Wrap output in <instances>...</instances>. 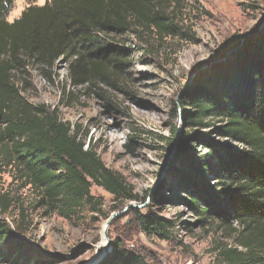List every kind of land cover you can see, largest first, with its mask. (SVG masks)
I'll return each mask as SVG.
<instances>
[{"label": "trees", "instance_id": "16d2710c", "mask_svg": "<svg viewBox=\"0 0 264 264\" xmlns=\"http://www.w3.org/2000/svg\"><path fill=\"white\" fill-rule=\"evenodd\" d=\"M14 1L0 0V166L12 168L24 187L38 192L45 208L65 220L78 217L86 207L100 212L101 200L91 195L92 186L115 201H137L94 145L86 144L57 111L29 103L18 83L27 85L21 79L28 69L51 81V70L62 59L75 87L115 88L130 57L127 38L149 46L152 39L187 34L179 21L183 1L49 0L27 7L9 23ZM226 53L222 64L196 77L193 90L180 97L185 140L175 127L164 140L182 169L171 170L177 177L175 192L185 196L176 200L190 208L203 228L218 222L232 241L220 243V264H264V26H256ZM207 128L239 148L214 139L207 142L200 132ZM195 142L206 145L207 153L199 154ZM160 202L156 195L147 207ZM12 205L11 197L0 194V218ZM127 212L145 234L167 239L175 232L166 218L141 215L132 207ZM20 216L14 228L0 219V264H28L25 254L31 245L24 238L23 211ZM101 264L148 263L116 242Z\"/></svg>", "mask_w": 264, "mask_h": 264}, {"label": "rangeland", "instance_id": "374dc122", "mask_svg": "<svg viewBox=\"0 0 264 264\" xmlns=\"http://www.w3.org/2000/svg\"><path fill=\"white\" fill-rule=\"evenodd\" d=\"M182 1L179 21L187 34L152 39L149 46L136 45L133 38H127L130 57L121 66L115 88L104 84H99L98 90L88 85L75 87L67 78V64L62 59L52 68L51 81L28 69L21 79H26L27 85L18 83L29 103L57 111L79 137L86 138V144L94 145L105 166L120 174L137 196V201H115L102 188L92 186L91 195L101 200L100 212L86 207L78 217L65 220L45 208L38 192L24 187L12 168L0 166V194L13 199L9 213L0 219L14 228L24 212V238L31 245L25 254L28 264H88L103 254V224L129 205L141 215L151 212L168 219L175 225V232L167 239L145 234L127 210L108 227L111 252L118 242L122 250L141 255L148 264H220V243L232 241L218 222H208L203 228L190 208L176 200L185 196L175 192L177 177L171 170L182 169L174 164L175 151H167L164 139L170 138L175 127L185 140L187 128L180 112V97L193 90L196 77L206 75L228 58V48H234L256 26H264V0ZM47 2L15 0L6 20L11 23L27 7ZM200 132L206 134L207 142L214 139L239 148L217 137L212 128ZM193 146L199 154L207 153L206 145L195 142ZM209 179L212 184L216 182ZM156 195L160 204L148 208Z\"/></svg>", "mask_w": 264, "mask_h": 264}, {"label": "water", "instance_id": "95a60500", "mask_svg": "<svg viewBox=\"0 0 264 264\" xmlns=\"http://www.w3.org/2000/svg\"><path fill=\"white\" fill-rule=\"evenodd\" d=\"M244 39H242L243 41ZM233 51V50H232ZM231 51V52H232ZM230 53V52H229ZM229 53H226V54H229ZM174 151V150H173ZM130 207H134L132 205H129L127 207H125L123 209L122 212H116V213H113L105 222V226H104V230H103V239L105 240V245L101 248L102 251H103V254L99 257V258H96V259H93L91 260L88 264H98L102 261H104L105 259H107V257L109 256V254L111 253V249H112V242L108 239V236H107V231H108V227L109 225L111 224V222L114 220V218L116 217H120L121 215H123L127 210L128 208ZM135 208V207H134Z\"/></svg>", "mask_w": 264, "mask_h": 264}, {"label": "bare ground", "instance_id": "6f19581e", "mask_svg": "<svg viewBox=\"0 0 264 264\" xmlns=\"http://www.w3.org/2000/svg\"><path fill=\"white\" fill-rule=\"evenodd\" d=\"M104 226H105V223L103 224V227H102V234H101L102 235V239H103ZM103 242H104V244L103 245H100V249L105 245V240L104 239H103ZM101 251H102V249H101ZM102 253H103V251H102ZM100 256H101V253H99L96 258H99Z\"/></svg>", "mask_w": 264, "mask_h": 264}]
</instances>
